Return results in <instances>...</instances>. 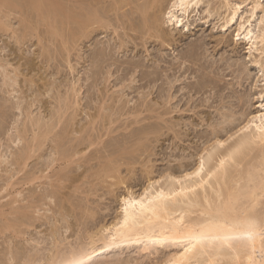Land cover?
Here are the masks:
<instances>
[{"label": "rangeland", "instance_id": "374dc122", "mask_svg": "<svg viewBox=\"0 0 264 264\" xmlns=\"http://www.w3.org/2000/svg\"><path fill=\"white\" fill-rule=\"evenodd\" d=\"M93 1L107 12L117 0ZM253 1L247 0L240 16L249 18ZM256 1L262 4L252 20L257 29L264 0ZM123 12L110 13L111 32L95 30L77 48L70 47L72 54L62 38L47 35L43 25L39 26L43 44L40 36L24 31L28 24L23 25L20 14L6 17L12 32L0 28V226L10 224L24 231L17 236L0 229V264H24L29 256L37 257L35 264H44L57 250L88 245L91 236L120 215L122 195L139 194L150 179L164 184L168 173L191 172L203 158L208 159V153L235 149L244 137L236 131L264 110V54L250 50L248 41H236V22L224 31L221 13L216 10L209 18L199 12L190 17L189 30L181 32L157 14L164 19L160 17L154 38L144 40L136 30H140L139 15L132 8ZM132 21L139 25L134 26L136 32ZM157 33L165 34L159 38ZM41 130L50 132V137L43 139ZM91 140L94 143L88 147ZM60 141L80 150L72 161H56L55 144ZM219 141L224 145L220 147ZM36 146L20 169L16 157ZM243 147L235 156L241 167L231 162L229 173L243 175L241 187L247 186L250 174V185H260L264 144ZM107 156L123 160L119 177L115 176L124 178L125 184L113 187L116 177L98 176ZM258 209L264 214V195ZM54 239L59 241L58 249ZM140 246L116 248L88 264H162L180 249Z\"/></svg>", "mask_w": 264, "mask_h": 264}, {"label": "bare ground", "instance_id": "6f19581e", "mask_svg": "<svg viewBox=\"0 0 264 264\" xmlns=\"http://www.w3.org/2000/svg\"><path fill=\"white\" fill-rule=\"evenodd\" d=\"M87 1L88 0H0V28L6 29L7 32L8 30L12 32V26L9 28L10 25L8 26L7 24V18L10 20L11 18H9V16L14 12V17L16 13L20 14L17 16H21V21L23 20L24 22L23 25L28 24L27 27L29 29H24V31L27 30L26 32L30 33L32 37L37 35L38 39L40 36L38 41L42 38L41 31L39 32V26L43 25V28L45 27V29H47V35L50 34L56 38L61 37L62 39H60L63 40L65 47H67L66 50L69 51L72 45L76 46L79 41L81 43V41L89 39L92 33H96L94 32L95 30L100 31V28H108V31H110V22L113 20L110 19L113 17L109 18V15L112 14L111 12L118 15L121 11L127 12V10L132 8L133 12L139 15V18L137 17L138 22L140 20V30H138V28L136 30L137 32H140V37L146 40L145 37L148 36H153L154 38L156 35L155 28L159 24L158 22L162 16L165 18L162 17V20L164 19L171 27L174 26V29H180L182 32L189 30L190 17L197 16L199 15V12H203L210 18L213 12H216L217 10L218 15L221 13L219 16L223 17L224 23L221 27L224 31L227 30V28L229 29L236 22L238 27L237 35H235L236 41H248L249 44H251L250 50H261L260 56L264 54L263 9L261 10L260 21L257 20L259 22L257 23V29L256 26L253 28L252 24V20L256 17L260 7H262L261 2L256 0L253 1V5L250 9L251 15L248 19L244 16H240L242 6L247 0H117L113 6L108 2V5L111 4V7L107 12L100 9L103 5L99 7V2L93 0ZM101 3H103L102 0L100 4ZM2 13L5 14V16L3 15L5 18L7 17L6 21H4L5 19L3 20V16H1ZM131 14L133 16L134 13ZM157 14L162 16H158ZM21 21L18 23H23ZM74 25L78 26L75 27ZM136 25H134V22L133 26L131 25L135 32L136 30L134 26ZM19 27H21V25ZM65 27H67V29ZM74 27L78 29L76 30ZM3 29L1 31H3ZM17 29L19 30V28ZM6 30L3 32L5 33ZM65 30H67V33L64 32ZM15 31L16 30H13V34ZM24 34L25 36L27 35L23 32V35ZM163 34L157 33L158 36ZM43 38L45 39L44 36ZM159 38H161V36H159ZM260 44L262 47L261 49L259 48ZM75 46L73 47L75 48ZM256 62L258 63V61ZM261 65L264 67L263 64ZM261 70H263V68ZM263 96L262 93L261 98H263ZM262 107L264 108L263 104ZM229 120L233 122L234 119L231 120V118H229ZM224 125L225 124L221 125V127H224ZM236 133H241L244 137L240 139L238 146L235 145V149L231 148L232 150L226 151L225 153L216 150V152L213 151L211 153H208L207 151L208 159H204L203 156H200L201 159H203L191 172L185 174H182L181 172V176L174 173H168L165 175L166 182L164 184H161L160 180L156 181L155 179V181H152V179L149 178L148 186H146L139 194L126 191L128 193L125 194V196L122 195L123 197L121 198V211L119 212L120 215H118L120 217L118 218L117 216L112 225H106L103 228L101 227L102 229L100 230H103V232H99L98 230V234L91 236L88 245L84 244L85 246H83L82 244V246L80 245L81 247L75 249L78 246L77 245L75 248L72 247L71 251H69V249V252L65 250L66 252L62 251L61 253V249L57 250L56 253H53L46 259V262L44 259V264H88L95 258H98L99 256L101 257L106 252H112V250L116 248L122 249V247L124 248L126 246L132 247V245H141L143 250L148 248L157 249L158 247L168 248L172 246L180 248L179 250L176 249L177 251L173 254H169L170 256L164 259V261L162 259V264H264V214L258 209L261 197L264 195V181L256 186L253 183L254 187H252L249 182L252 181L253 175L250 174V176L247 175L250 177L247 186L241 187L240 181L243 179V175L240 174L238 177L233 176L231 175L232 173H229L228 169V166L230 167L233 163L235 168L240 166L239 163L236 162L235 156H240V151L244 148V145H249L250 143L255 142L264 144V110L262 113L258 112L257 115L246 121ZM49 134L50 132L41 133L43 139L48 137ZM38 138L39 136L37 135V137L34 138V142ZM230 138L233 137L231 136ZM140 139H142V136ZM62 142L60 141V144H55L57 146L56 150H54L59 154V156L56 157V159L58 158L56 161L70 162L79 154L80 150L76 147L67 148L65 145L66 143L64 142L63 144ZM92 142L93 140H91L87 146L92 147L94 143ZM218 144L221 147V145H224V142L219 141ZM37 148L38 146L33 148L29 147V149H23V151L21 150L22 153L20 152V155L16 157V161L18 162L16 163L20 166V169H23V167L27 165L28 160L33 156L32 153L35 152ZM140 149H138V151H140ZM111 154L112 153L110 152V155ZM150 154L151 153L149 152V155ZM241 157L243 156L241 155ZM141 158L143 157L141 156ZM118 159L120 158H117L116 160L115 158L107 156L105 161L106 164L99 169L100 173H98V176L100 174L103 178L119 177L118 173L123 160L120 162ZM130 159L133 160V158ZM130 159H128V161H130ZM140 161H142V159ZM237 161L239 162V160ZM231 162L233 163L231 164ZM130 163L132 164V161H130L129 164ZM67 165L69 164H66V166ZM256 171L258 172V170L255 169V174ZM260 173H257V175L259 176ZM148 175L149 174H147V176ZM256 177L257 176L255 175V178ZM121 178L122 177L119 179L117 178L118 181L114 183L115 186L113 185V187L127 182H125L124 178H122L124 180ZM257 179H259V177H257ZM112 190L114 191L115 189H111V195ZM63 222L65 223V221ZM0 229L13 231L12 233L17 236L22 235V232L24 233V231L18 230L16 226L10 224H3V226H0ZM52 234H55V230H53ZM87 236H89V234ZM60 238L61 237H59V240ZM54 241L57 243L55 248L58 249L59 241L56 239H54ZM37 255L38 258L42 259L41 255V257L39 254ZM41 259H39V261ZM37 260V257L29 256L24 264H35Z\"/></svg>", "mask_w": 264, "mask_h": 264}]
</instances>
